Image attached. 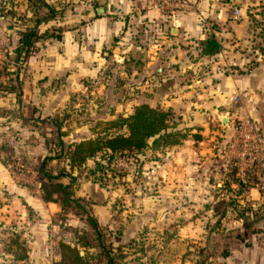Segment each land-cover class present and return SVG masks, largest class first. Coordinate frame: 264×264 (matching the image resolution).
Returning <instances> with one entry per match:
<instances>
[{
	"label": "crops",
	"instance_id": "0c3cea01",
	"mask_svg": "<svg viewBox=\"0 0 264 264\" xmlns=\"http://www.w3.org/2000/svg\"><path fill=\"white\" fill-rule=\"evenodd\" d=\"M11 1L14 14L7 17L0 13V60L6 55L13 59L20 12L24 13L25 26L32 24L26 1ZM92 1L100 3L93 10L88 4ZM102 1L74 0L76 4L63 17L39 25L40 31L50 26L59 28L60 37L37 42V50L29 56L25 66L14 61L9 63V71L17 69L18 74L25 68L27 77L9 75L8 84L12 83L15 93L9 91L8 95L13 101L15 98L42 101L45 106L38 114L45 122L54 112L64 119L58 121L67 126L62 124L57 129L68 127L70 132L56 136L64 146L93 135L97 130L96 122L130 113L135 103L169 108L191 128L190 135L178 145L142 150L137 154V165H129L125 178L132 186L135 185L131 178H139L144 190H152V195L161 198L157 202L167 199L179 203L177 201L182 200L184 206L176 211L185 216L182 227L204 230L208 223L198 217H211L212 212L201 202L216 195L213 186L219 180L217 156L211 148L213 141H222L232 120L246 114L264 129V56L257 52L262 44H258L260 39L255 36L253 20L245 16L242 8L252 6L249 10L252 16L264 26V1L187 0L194 3L193 9L168 14L138 0H106V7L102 6ZM98 6L103 7L101 15L95 12ZM232 7L239 9V15L232 14ZM211 35L219 42L220 50L210 56L191 59L195 53L191 54L189 45ZM110 62L112 78L107 89L91 91L88 96L90 79L103 68L106 70ZM243 70L248 71L239 73ZM21 85L30 87L29 92L26 93ZM111 89L118 92L112 93ZM236 94L241 101H247L248 106V110H244L242 102L243 114L240 115L239 106L232 103ZM69 107L72 110L67 117ZM78 107L81 114L77 112ZM193 133L200 138L195 140ZM102 160L112 166L103 157L87 160L86 165L91 168V164H96L94 161ZM86 179L92 181L90 176ZM96 184L91 183L94 188ZM219 196L225 198L229 193ZM248 198L260 201L264 194L250 190ZM175 206L172 205L168 214H172L170 211ZM32 208L46 218L59 210L52 202ZM235 214V209H226V216L221 220L224 230L241 227ZM228 215L230 220H224ZM36 224L29 225L31 234L27 241L37 249L40 247L38 255L42 261L52 263L58 259V252L46 248L56 244L52 235L57 226ZM43 246L47 247L41 251ZM228 253L218 264H264V249L256 243L250 242L247 247L239 244Z\"/></svg>",
	"mask_w": 264,
	"mask_h": 264
},
{
	"label": "rangeland",
	"instance_id": "374dc122",
	"mask_svg": "<svg viewBox=\"0 0 264 264\" xmlns=\"http://www.w3.org/2000/svg\"><path fill=\"white\" fill-rule=\"evenodd\" d=\"M246 1L248 3V0ZM242 8H244L245 14L253 7L247 5L242 6ZM256 9L258 11L260 8L257 7ZM250 61L253 59L250 58ZM11 62H13L12 59L6 55L2 58L0 67L9 68L8 65ZM25 62L19 63L20 65L16 63L22 66ZM109 66H113L111 62ZM247 71L243 70L239 73H247ZM19 73L17 78L24 79L27 77L25 76V68L21 75ZM8 76L7 72H2L0 75V264H54L57 261L52 263L42 261L38 255L40 247L37 249L31 242L27 241L31 234L29 225L36 223L35 226L40 223H54L57 226V230L52 235V241H56V244L52 247L43 246L41 251L47 247V251L58 252L57 242L60 240L63 242L84 240L87 244H85L87 252L95 257L93 262H96L94 264H102L104 261L103 253L97 247L98 241L86 219V214L91 215L96 220L100 241L105 250L109 251L110 255L115 256L113 258L115 264H137V262L141 264H218L223 261L221 251L225 243H228L226 248L228 250L237 245L239 247V244L245 247L250 246V242L256 243L262 250L264 249V241L261 239L264 232V212L255 214L253 224L247 229H243L242 226L225 230H221L219 227L218 231L184 229L181 223L185 216L178 215L176 212L179 210L178 207L184 206L182 200L177 201L179 203H171L167 199L157 202L161 198L155 196L157 194L152 195V190H144L139 178H131L135 185L132 186L129 180L127 181L125 178V175L128 176L129 174L127 171L129 162L121 156L109 160V163L113 164L111 169L115 178H112L108 165L102 160V162L98 163L97 161L96 164H91V168L85 166L79 179L73 180V183L76 184V196L80 197L79 204L84 205L86 214H79L78 210L72 207V209L64 210V212L58 210L56 215L48 218L41 217L32 208H40L41 206L44 207V204L46 205V202L40 198L38 165L43 162L44 167L57 175L59 180L66 181V177H63L62 173L68 171L64 166L63 158L57 157L59 143L56 138V130L52 124L53 121L58 124V119L61 121L64 119L57 117L54 112L51 114V119L45 122V119H42L38 114L40 109L45 106L42 101L31 102L16 98L13 101L12 96L8 95L9 91H13L9 89L12 83L8 84ZM103 77H105L104 70ZM103 83V87L96 89L87 84L89 85L87 95L89 96L91 91L107 89L108 85L106 86L104 80ZM21 88H24L26 93L30 90L28 86L21 85ZM111 91L112 93L118 92L115 89H111ZM13 92L15 93V91ZM8 97H11L9 101L7 100ZM242 102L244 110H248L247 101L239 100L234 103L236 107L239 106L238 115L243 114L241 111ZM114 107L117 109L116 106ZM69 108L65 114L67 117L70 116L72 110L71 107ZM119 108L121 106H118ZM79 110L80 107L77 108V112ZM246 115L248 117V114ZM236 119L232 121L235 122ZM101 123L103 124V122H96L97 129L102 127ZM62 124L64 123H59V126H63ZM64 125L67 126V123ZM58 131L61 133L70 132L68 127H60ZM117 158H122L128 162L126 168L115 165ZM218 159L219 157H217V161H219ZM88 176L92 178V181L88 182L86 179ZM92 182L97 183L95 188L91 185ZM253 190L256 189L253 188L252 193ZM235 191L236 189H224L223 194L229 193V196L232 197L226 196L224 199L234 204L235 202L249 203L253 207L264 203V198L258 201L236 197L238 193L236 194ZM257 192L264 194V191ZM214 199L213 196L212 199L201 202V204L212 206L215 203ZM173 204L176 206L170 211L172 214H168ZM230 217L228 215L227 219L224 220H230ZM234 217L237 218L238 215L235 214ZM198 218L205 220L209 227L215 221L213 215L211 217L202 215ZM199 242L206 244L202 256H198L194 252L199 248ZM18 243L25 250V256L20 259L14 257L18 255V251H16ZM79 252L82 254L81 249Z\"/></svg>",
	"mask_w": 264,
	"mask_h": 264
},
{
	"label": "trees",
	"instance_id": "16d2710c",
	"mask_svg": "<svg viewBox=\"0 0 264 264\" xmlns=\"http://www.w3.org/2000/svg\"><path fill=\"white\" fill-rule=\"evenodd\" d=\"M26 10L30 13L31 26L27 27L22 21L24 13L20 12L18 16V31L17 41L13 48V59L18 64L25 62L27 57L32 55L36 50V43L40 40L46 39H59V28L50 26L39 30L38 26L46 24L49 21L60 19L66 12L71 11L76 4L74 0H25ZM11 0H0V13L4 16H12L14 14ZM99 2H89L91 9L98 5ZM100 5V3H99ZM102 6L106 7V0L102 1ZM259 13V12H258ZM261 13V12H260ZM262 15V14H260ZM250 20H253L252 25L256 31L255 36L259 37L258 46L259 54L264 56V26H261V22L257 21L250 11L245 12ZM263 16V15H262ZM255 21V22H254ZM191 54L195 53V56L191 59H195L196 56H210L217 53L220 50L219 42L213 35L208 36L202 40L197 41L194 45H189ZM129 61V60H128ZM196 60H194L195 62ZM2 60H0V64ZM125 63V61H124ZM20 65V64H19ZM111 66H107L104 70V82L106 86L109 84L112 73ZM2 72H7V75L14 74L17 77V69L9 71L7 67H0V75ZM118 78V77H115ZM11 79V77H10ZM120 80H117V82ZM116 82V83H117ZM9 89L13 90L15 87L10 86ZM53 126L56 130V136L62 134L58 131V124L53 121ZM190 127L184 125L179 117H175L169 108H162L159 106H151L148 103L141 102L135 103L132 106L131 112L127 114H118L111 119L103 121L102 127L97 129L93 135L80 139L76 142H72L63 147L62 143H59V151L57 157L63 158L64 166L67 168V173H62L66 177V181L63 182L58 179V176L50 172L44 166V163H40L37 167L38 184L40 191V198L43 202H52L59 207V211L72 209L74 207L78 210V213L86 214L84 205H80V197L76 196V184L73 180H78L81 176L82 170L85 168L87 160H94L96 157H103L107 161L113 160L117 156H121L128 160L129 165H137V154L144 149H163L172 145L180 144L187 135H190ZM195 140H198L200 136L196 133L191 134ZM50 159H53L50 157ZM109 161V162H110ZM96 163V162H95ZM108 165V164H106ZM95 169V168H94ZM108 170L111 171L112 178L114 172L108 165ZM255 170L251 168L248 171L245 184L253 187L255 185ZM111 178V179H112ZM230 184L236 187L235 193H239L242 187V183L236 175L233 168L228 173V179L226 182L217 181L214 184L213 189L215 191V203L210 205V209L215 221L212 225H208L209 230H224L221 227V220L226 216V209H235L238 215L237 219L241 222L243 229L250 228L253 224V216L259 212H264V203L258 204L256 207L250 206V204H235L227 199L219 196L223 193L224 189L229 190ZM231 197V196H227ZM232 198V197H231ZM86 219L94 232V235L98 241L97 247L103 253L102 264H115L114 257L110 255L109 251L105 250L102 242L100 241V235L98 233V227L96 220L91 215L86 214ZM252 231L254 229H251ZM261 239L264 241V232L261 235ZM16 244V243H15ZM84 240L78 242H63L58 241V259L54 264H94V256L90 255L85 246ZM200 246L195 250V254L202 256L206 244L198 243ZM18 243L16 251L18 255L15 258H23L25 250L20 247ZM195 247V246H194ZM228 244H224V248L221 251V256L228 254ZM80 249L82 254H80ZM137 264H141L137 262Z\"/></svg>",
	"mask_w": 264,
	"mask_h": 264
},
{
	"label": "built area",
	"instance_id": "2783aa9c",
	"mask_svg": "<svg viewBox=\"0 0 264 264\" xmlns=\"http://www.w3.org/2000/svg\"><path fill=\"white\" fill-rule=\"evenodd\" d=\"M143 5L151 7L163 14L172 13L175 10H189L194 8V3L187 0H138ZM232 14L237 16L239 9L232 8ZM104 70V68H103ZM103 70L92 79L89 84L95 89L103 87L104 77ZM241 100L239 94L233 98V103ZM219 157L217 177L220 182H226L228 173L231 168L236 172L237 177L243 184L238 196L246 199L249 196L250 190L253 188L256 191H264V129L259 127L250 117L237 118L230 125L228 134L222 141L215 139L211 147ZM113 165V164H112ZM117 167L126 168L128 162L122 158L115 160ZM254 168L255 170V185L253 187L245 184L248 171ZM231 189H236L233 184H230Z\"/></svg>",
	"mask_w": 264,
	"mask_h": 264
},
{
	"label": "water",
	"instance_id": "95a60500",
	"mask_svg": "<svg viewBox=\"0 0 264 264\" xmlns=\"http://www.w3.org/2000/svg\"><path fill=\"white\" fill-rule=\"evenodd\" d=\"M95 12H96L97 15H101L103 13V7L102 6H98L95 9Z\"/></svg>",
	"mask_w": 264,
	"mask_h": 264
}]
</instances>
